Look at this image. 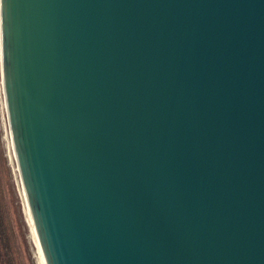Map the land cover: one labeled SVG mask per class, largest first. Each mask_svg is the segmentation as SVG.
Here are the masks:
<instances>
[{
  "label": "water",
  "instance_id": "95a60500",
  "mask_svg": "<svg viewBox=\"0 0 264 264\" xmlns=\"http://www.w3.org/2000/svg\"><path fill=\"white\" fill-rule=\"evenodd\" d=\"M0 186L20 264H264V0H0Z\"/></svg>",
  "mask_w": 264,
  "mask_h": 264
},
{
  "label": "rangeland",
  "instance_id": "374dc122",
  "mask_svg": "<svg viewBox=\"0 0 264 264\" xmlns=\"http://www.w3.org/2000/svg\"><path fill=\"white\" fill-rule=\"evenodd\" d=\"M0 264H20V256L14 248L11 229L5 210L0 186Z\"/></svg>",
  "mask_w": 264,
  "mask_h": 264
}]
</instances>
